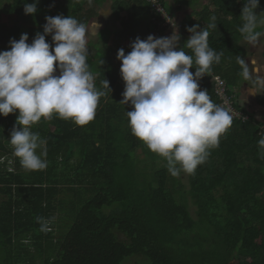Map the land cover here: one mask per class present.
<instances>
[{"label":"trees","instance_id":"1","mask_svg":"<svg viewBox=\"0 0 264 264\" xmlns=\"http://www.w3.org/2000/svg\"><path fill=\"white\" fill-rule=\"evenodd\" d=\"M105 1L39 0L37 13L26 15L25 0H0V52L25 33L31 44L43 34L47 16L70 15L88 26ZM174 2L178 11L191 10L177 26L181 47L190 38L188 27L206 28L216 17L208 43L223 55L201 78L200 89L220 106L214 79L221 77L242 109L235 89L243 79L237 58L247 54L238 31L245 0ZM160 3L175 26L172 8ZM259 4L257 14L264 11V0ZM112 10L121 29L105 28L86 45L95 86L106 93L94 120L78 126L54 115L32 126L47 140L45 170L21 166L9 143L19 113L0 115V264H264V158L258 145L264 122L245 110L249 121L232 120L207 160L189 174L186 192L167 171L166 160L132 134L126 115L131 105L120 103L125 82L117 53L128 54L137 37L157 33L152 4L114 0ZM145 19L148 34L140 36L136 24ZM257 31L264 32V25ZM46 41L53 44L50 35ZM105 79L111 90L103 87ZM256 103L264 107V94ZM37 217L50 221L48 231L40 230Z\"/></svg>","mask_w":264,"mask_h":264},{"label":"clouds","instance_id":"2","mask_svg":"<svg viewBox=\"0 0 264 264\" xmlns=\"http://www.w3.org/2000/svg\"><path fill=\"white\" fill-rule=\"evenodd\" d=\"M38 3L25 0L24 13L35 15ZM259 7V0H245L240 15L243 24L238 31L253 46L264 36V32L257 31L264 25V11L257 14ZM45 19L43 34L38 32L31 44L25 33L19 40H10V50L0 52V115L19 113L9 143L27 171L48 167L47 140L31 130L33 125L55 115L85 126L94 120L100 98L106 95L96 88L87 63V39L96 35L100 26L94 22L86 26L70 15ZM215 20L212 16L203 29L199 24L188 27L191 35L183 47L175 31L170 37H137L128 54L124 49L117 53L125 82L120 103L131 105L132 110L126 112L131 132L166 160L167 171L173 177L181 172L193 174L232 125L230 111L215 104L199 85L223 55L208 43L209 29L217 26ZM48 35L53 44L46 41ZM237 60L241 76L260 84L259 92L249 85L246 94L264 93V77L253 78L256 67L250 68L243 58ZM103 87L110 89L107 79ZM258 145L264 158V137ZM37 222L41 231L49 230L50 221L37 217Z\"/></svg>","mask_w":264,"mask_h":264},{"label":"crops","instance_id":"3","mask_svg":"<svg viewBox=\"0 0 264 264\" xmlns=\"http://www.w3.org/2000/svg\"><path fill=\"white\" fill-rule=\"evenodd\" d=\"M167 2V4L172 8V11H173V15L175 16V23L176 25L175 26H172V27H169L168 29H166L165 31L161 32L162 34H160V36H163V37H170L173 32L175 31H178L179 32V29L177 28V26L179 25L180 26V23L183 21V19L185 18V16L187 14L190 13V9L188 8H185L181 11H178L177 10V7L175 5V2L174 0H165ZM108 2H110L109 0H106L105 1V4H108ZM113 2L114 0L110 2L109 6H110V14L108 15L110 18L113 17ZM104 4V5H105ZM105 10L106 7L102 6L101 8V11L99 13V17H101V19H104V15H105ZM108 12V11H107ZM108 17V18H109ZM107 18V17H106ZM114 19V18H113ZM116 21V20H115ZM146 34H148V27H150V23L148 20H146ZM149 23V24H148ZM105 29V27H103L102 29L99 30V32L101 30ZM137 29V28H136ZM111 30V29H110ZM117 30V29H116ZM113 31V30H112ZM98 32V33H99ZM97 33V34H98ZM150 35H154L156 37V34L155 32H150L149 33ZM159 34V33H158ZM128 43V42H127ZM180 44L182 43V40H180L179 42ZM246 42H244V47L246 49V59L247 61H249L248 59L250 58V56H254L255 53L253 51H248L246 46L245 45ZM129 44V43H128ZM264 54V53H263ZM262 54V56H263ZM264 58V56H263ZM254 62H257L256 60H253ZM254 64V63H253ZM251 67H253V65L251 64L250 65ZM256 77V74H255V71L253 72V78ZM249 85L254 87L257 92L260 91V84H256L255 82H253L252 80H245L244 78L239 82L238 86L236 87L235 89V93H236V98H237V101L239 103V105L242 107L243 110H245L246 112H248L250 115H253L255 118H257L258 120L260 121H263L264 122V107L263 106H260L256 103V99L258 96L260 95H263L264 93L262 94H258V95H251V94H246L247 93V90L249 88Z\"/></svg>","mask_w":264,"mask_h":264},{"label":"rangeland","instance_id":"4","mask_svg":"<svg viewBox=\"0 0 264 264\" xmlns=\"http://www.w3.org/2000/svg\"><path fill=\"white\" fill-rule=\"evenodd\" d=\"M109 1L111 2V0H109ZM110 2H108V4L104 3L105 5L102 4V6L106 7V9H107V10L104 11L105 12L104 19H101V17L98 16V17H95V18L91 19L89 24H88V25H90L92 22L98 24L100 26L98 28V30H97L98 32L103 27L109 28L111 30H116V29L120 30L121 29L120 23L118 21H115V19H113V17L110 18L108 16L110 14V11H111L110 10V6H109ZM190 12H191V10H190ZM146 24H147L146 23V19L143 20V21H140V23L136 24V28H137L136 31H137L138 35L143 36V35L146 34ZM155 34H156V37H158V38L159 37H163V36H160V34H162L161 32L159 34L155 32ZM97 39H98V34L89 37L87 39V43L89 41H96ZM244 42H246V41L244 40L243 43ZM125 45H128V43H126ZM245 45H247L246 48H247L248 51H253L255 53L254 56H250V58L248 59L249 60V67L250 68H255L256 67V71H257V72H255L256 76L259 75L261 77H264V72L261 71V69L264 68V58L262 56V54L264 53V36H262L260 38V41H259L257 46H253V45H251V44H249L247 42L245 43ZM253 60H256L257 62H254ZM251 64L253 65V67L250 66ZM255 83L259 84L258 81H256ZM14 158L15 157L13 155L12 159L9 162V168H12V170L16 168V166L14 165ZM163 166H164L163 163L159 164V168H162ZM176 179H177V181H180L182 186L185 187V191L186 192H188L190 190L189 174L181 172V174L178 177H176ZM185 196H186L187 200L190 202L191 201L190 194H188V193L186 194L185 193ZM58 217H56V218H58ZM60 222H61L60 220L59 221L57 220V224H56L57 227H55V229L57 230L56 234H58V232L61 231V229H60L61 223Z\"/></svg>","mask_w":264,"mask_h":264},{"label":"built area","instance_id":"5","mask_svg":"<svg viewBox=\"0 0 264 264\" xmlns=\"http://www.w3.org/2000/svg\"><path fill=\"white\" fill-rule=\"evenodd\" d=\"M152 4V17L153 24L156 27L157 33L163 32L166 28L172 27L174 25V20L171 15H169L160 3V0H147ZM215 93L220 100V106L226 108L230 111L233 121H241L246 123L249 121L250 116L245 113L243 109H239L234 98L229 95V90L226 82L221 77H215ZM264 131V127L262 128Z\"/></svg>","mask_w":264,"mask_h":264}]
</instances>
